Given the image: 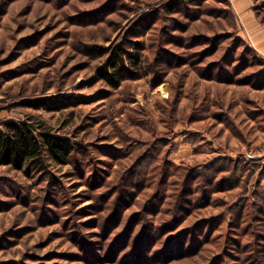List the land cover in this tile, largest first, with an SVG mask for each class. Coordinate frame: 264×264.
Returning a JSON list of instances; mask_svg holds the SVG:
<instances>
[{
  "label": "rangeland",
  "instance_id": "374dc122",
  "mask_svg": "<svg viewBox=\"0 0 264 264\" xmlns=\"http://www.w3.org/2000/svg\"><path fill=\"white\" fill-rule=\"evenodd\" d=\"M8 121L76 151L0 167V264H264V57L233 0H0Z\"/></svg>",
  "mask_w": 264,
  "mask_h": 264
},
{
  "label": "trees",
  "instance_id": "16d2710c",
  "mask_svg": "<svg viewBox=\"0 0 264 264\" xmlns=\"http://www.w3.org/2000/svg\"><path fill=\"white\" fill-rule=\"evenodd\" d=\"M122 53L121 49L117 50L106 63V68L114 72H100L102 79L114 87L120 85L117 66L125 63ZM134 59L132 62L137 65L138 58ZM75 151L71 139L40 131L30 122L8 121L0 125V167L43 169L46 157L63 165Z\"/></svg>",
  "mask_w": 264,
  "mask_h": 264
},
{
  "label": "crops",
  "instance_id": "0c3cea01",
  "mask_svg": "<svg viewBox=\"0 0 264 264\" xmlns=\"http://www.w3.org/2000/svg\"><path fill=\"white\" fill-rule=\"evenodd\" d=\"M233 4L245 28L247 41L264 57V24L256 15L251 0H233Z\"/></svg>",
  "mask_w": 264,
  "mask_h": 264
}]
</instances>
